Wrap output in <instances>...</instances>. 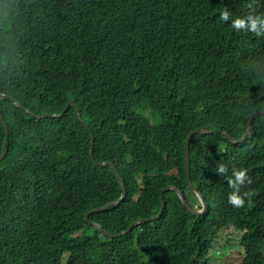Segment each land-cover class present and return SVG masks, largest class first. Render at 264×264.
Masks as SVG:
<instances>
[{
  "label": "trees",
  "instance_id": "1",
  "mask_svg": "<svg viewBox=\"0 0 264 264\" xmlns=\"http://www.w3.org/2000/svg\"><path fill=\"white\" fill-rule=\"evenodd\" d=\"M247 3L0 0V264H208L228 227L240 233L235 264H264V35L219 19ZM200 127L212 131L190 138V176L206 210L167 190L157 219L118 236L158 214L167 185L201 209L184 156ZM92 136L125 197L86 220L122 193L112 167L93 163ZM234 168L251 179L240 194L253 193L239 208L227 199Z\"/></svg>",
  "mask_w": 264,
  "mask_h": 264
},
{
  "label": "clouds",
  "instance_id": "2",
  "mask_svg": "<svg viewBox=\"0 0 264 264\" xmlns=\"http://www.w3.org/2000/svg\"><path fill=\"white\" fill-rule=\"evenodd\" d=\"M246 9L247 11L245 12V14L243 16H235L233 17L232 13L230 12V10L227 8V6H225L224 8H222L219 12V19L222 22H228L229 20H231V27L233 29H235L237 32L240 31H247V32H251L256 34L257 36L260 35H264V33L261 32L262 29H264V13H257V9H256V0H248V3L246 4ZM1 97V94H0ZM18 106H20L22 109H24L25 107L20 105L17 101L15 102ZM66 108V107H65ZM25 110V109H24ZM65 110V109H64ZM26 111V110H25ZM261 113L262 111L259 110ZM27 112V111H26ZM258 112V111H256ZM64 113V112H63ZM60 115V114H59ZM259 115V114H258ZM38 116V115H37ZM257 116V115H256ZM200 128H204V127H200ZM1 156V155H0ZM4 158V157H3ZM247 169L245 168H234L232 170V173L230 176L227 177V182L228 185L231 189H233L232 192H230L228 194V203L231 204L234 207H243L245 204V199L244 197H248L249 198V203H251V196L253 195V193L251 192H244L243 196L240 194V187L242 185L245 184V182L247 181V183H251V179L250 177L247 175ZM217 172L219 174H225L227 172V169L224 165H218L217 167ZM119 174V173H118ZM171 189L170 190H174L173 186H170ZM178 189V188H177ZM180 192H182L180 189H178ZM176 192V191H175ZM199 192V191H198ZM183 196L184 193L182 192ZM178 195V194H177ZM202 195V194H201ZM121 197V196H120ZM180 198V197H179ZM185 198V196H184ZM204 198V197H203ZM186 199V198H185ZM199 199V197H198ZM118 200V199H117ZM200 200V199H199ZM116 201V200H115ZM187 201V200H186ZM205 201V200H204ZM201 202V201H200ZM188 203V202H187ZM183 204V203H182ZM206 204V203H205ZM112 206H115L116 203L111 204ZM110 205V206H111ZM189 205V204H188ZM190 206V205H189ZM194 210L197 211H203V206L201 203V209H196V206L191 207ZM204 212V211H203ZM136 222V221H135ZM140 222H144V221H140ZM139 222V223H140ZM138 223V224H139ZM137 224V225H138Z\"/></svg>",
  "mask_w": 264,
  "mask_h": 264
},
{
  "label": "water",
  "instance_id": "3",
  "mask_svg": "<svg viewBox=\"0 0 264 264\" xmlns=\"http://www.w3.org/2000/svg\"><path fill=\"white\" fill-rule=\"evenodd\" d=\"M69 106L75 107L74 103H73L72 101H70V102H68V104L66 105L65 110H66ZM24 109H25L27 112H29L26 108H24ZM76 111H77V110H76ZM63 112H64V111H63ZM63 112H62L60 115H62ZM258 114H261V112L258 111V112L251 113V114L249 115V119H248V127H247V130H246V133H247L248 135H251V134L253 133V129H252V125H251L252 118H253L255 115H258ZM77 115H78L79 119L82 120V119H81V115H80V113H79L78 111H77ZM44 116H56V115H55V114H46V113H45V114H42V115H38V116H36V117L41 118V117H44ZM57 116H58V115H57ZM0 119L2 120L3 125H4V128H5V131H6V133H7V132H8V127H7L6 122L3 120V117H2L1 114H0ZM211 131H212V130H211V129H208V128H197V129L192 130L190 133H188V135H187V137H186V141H185V146H184L185 172H186L187 182H188L189 187H190V188L196 193V195L199 197V199H200V201H201V203H202V206H203V211L206 210V204H205L204 198H203V196L201 195V193L198 192V191L196 190L194 184L192 183L191 176H190L189 143H190V138L192 137L193 134H195V133H205V132H211ZM222 132L226 135V137H228V138H229L232 142H234V143H235V142H240V141L243 140V137L238 138V139H235V138L230 137L229 134H228L225 130H223ZM6 141H7V137L5 138V142H6ZM93 146H94V136H92V140H91V151H90V152H91V159H92L93 163L96 164V165H110V166L112 167L114 173L116 174V176H117V178H118L119 184H120V186H121V188H122V193H121V197H120L118 200H116V201H114V202H112V203H110V204H108V205H104V206H102V207H97V208H95V209H92V211L86 213V214H85V219H86V220H88V215H89L91 212H94V211H105V210H107V209L109 208V206H110L111 204H113V203L119 204L120 202H122L123 199H124V197H125V187H124V183H123V180H122L121 176L118 174V171H117L115 165H114L113 163L109 162V161L97 162V161L95 160L94 156H93ZM4 154H5V151L3 150V151H2V154H1V156H0V161L3 159ZM170 189H171L170 185H167V186H165V187L161 190V207H160V210H159V212H158L157 215H155V216H153V217H150V218H148V219H142V220H138V221H136V222H133V223H132V224H131L126 230H123V231L119 232V233H118V236H121L122 234H124V233H126V232L132 230L135 226H137V224H138L140 221H148V220H152V221H153V220L157 219V218L161 215V213L163 212V209H164V207H165V200H164L163 193H164L165 191H167V190H170ZM173 189H174V191H176V193L180 196V200H181V202L183 203V205L185 206V208H187V209L190 210L192 213H195V214H197V215H199V214H201V213L203 212V211H197V210H194L193 208H191V207L188 205L186 199L184 198L182 192H180L177 188H173ZM89 224H90L91 226L95 227V228H99V229H101L102 231H104V233L109 234L108 231H106V230L103 229V226H102V225H100V224H98V223H96V222H94V221H89Z\"/></svg>",
  "mask_w": 264,
  "mask_h": 264
},
{
  "label": "rangeland",
  "instance_id": "4",
  "mask_svg": "<svg viewBox=\"0 0 264 264\" xmlns=\"http://www.w3.org/2000/svg\"><path fill=\"white\" fill-rule=\"evenodd\" d=\"M173 172V171H170ZM189 203L193 207L196 203V198L192 193L187 192ZM179 196V195H178ZM180 197V196H179ZM221 236V237H220ZM240 233L233 227H228L220 232L216 244L208 252V264H235L242 258V250L239 245Z\"/></svg>",
  "mask_w": 264,
  "mask_h": 264
}]
</instances>
